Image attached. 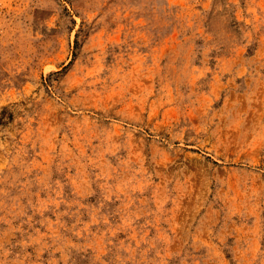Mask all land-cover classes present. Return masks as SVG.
<instances>
[{
    "label": "rangeland",
    "instance_id": "1",
    "mask_svg": "<svg viewBox=\"0 0 264 264\" xmlns=\"http://www.w3.org/2000/svg\"><path fill=\"white\" fill-rule=\"evenodd\" d=\"M0 264H264V0H0Z\"/></svg>",
    "mask_w": 264,
    "mask_h": 264
}]
</instances>
